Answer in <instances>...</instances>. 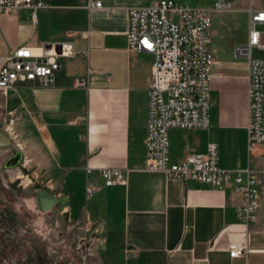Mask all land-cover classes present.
I'll use <instances>...</instances> for the list:
<instances>
[{"label": "crops", "instance_id": "crops-1", "mask_svg": "<svg viewBox=\"0 0 264 264\" xmlns=\"http://www.w3.org/2000/svg\"><path fill=\"white\" fill-rule=\"evenodd\" d=\"M100 1L103 8L94 9L91 0H48L36 26L29 9L0 15V64L25 45L69 44L74 51L59 59L52 84L19 82L0 94V107L31 128L34 155L25 162L52 177L47 189L68 197L62 216L85 225L98 264H264V203L258 221L247 225L233 183L213 188L147 168L153 57L131 51L127 32L130 10L150 4ZM211 37L209 127L171 129V162L205 155L215 144L222 169L263 171L264 145L249 149V65L236 53L241 42L230 25ZM104 168L122 170L125 183L106 186ZM88 188L95 190L90 197ZM242 241L248 254L231 258L228 246Z\"/></svg>", "mask_w": 264, "mask_h": 264}, {"label": "built area", "instance_id": "built-area-1", "mask_svg": "<svg viewBox=\"0 0 264 264\" xmlns=\"http://www.w3.org/2000/svg\"><path fill=\"white\" fill-rule=\"evenodd\" d=\"M234 2L221 0L215 9H193L176 0H152L147 7L130 10L128 47L136 53L153 57L152 84L148 91L149 109L146 137L147 168L160 171L167 178L192 180L219 188L233 183L242 197L239 219L249 225L258 221L264 203V170L255 172L228 171L219 166L218 147L211 144L205 155H189L179 163H172L169 155V131L208 129L211 106L210 84L213 52L211 30L214 13L233 11ZM94 9L103 8L100 0H91ZM48 7V0H0V15L18 9L32 11V24L37 25V13ZM249 13L248 42L236 48L238 57L248 61V142L252 152L264 145V57H253V49L264 51V9L254 3ZM74 54L72 45L51 44L35 48L29 45L16 49L0 64V94L7 96L17 83L41 81L52 84L60 70L59 59ZM76 80L75 86H84ZM101 175L106 186L124 184L120 169L104 168ZM93 188L87 189L90 197ZM230 257L248 254L246 241L228 246Z\"/></svg>", "mask_w": 264, "mask_h": 264}, {"label": "rangeland", "instance_id": "rangeland-1", "mask_svg": "<svg viewBox=\"0 0 264 264\" xmlns=\"http://www.w3.org/2000/svg\"><path fill=\"white\" fill-rule=\"evenodd\" d=\"M151 1L144 0V4L149 5ZM177 1L193 9L213 10L221 0ZM227 1L235 3L233 11L214 13L212 31L222 32L230 25L240 44L246 45L247 10L252 2L263 9L264 0ZM259 30L264 35V27ZM215 42L216 38L213 45ZM253 57L263 58L264 51L254 48ZM11 112L0 107V131L13 140L11 146L0 148V264H98L95 246L84 224L77 225L68 216H62L58 207L45 213L39 210L36 192L47 189L52 177L44 175L36 162H25L34 155L33 145L28 143L31 128ZM16 153L23 155V163L7 168L6 161Z\"/></svg>", "mask_w": 264, "mask_h": 264}, {"label": "water", "instance_id": "water-1", "mask_svg": "<svg viewBox=\"0 0 264 264\" xmlns=\"http://www.w3.org/2000/svg\"><path fill=\"white\" fill-rule=\"evenodd\" d=\"M13 143L12 138L3 131H0V148H6L11 146ZM22 154L17 153L16 162L12 160L6 163L7 168H12L14 166L20 165L22 162ZM36 201L39 210L43 213L50 212L54 208L58 207L60 211H63L67 202V196H58L56 193L50 191L46 188H41L36 192Z\"/></svg>", "mask_w": 264, "mask_h": 264}, {"label": "flooded vegetation", "instance_id": "flooded-vegetation-1", "mask_svg": "<svg viewBox=\"0 0 264 264\" xmlns=\"http://www.w3.org/2000/svg\"><path fill=\"white\" fill-rule=\"evenodd\" d=\"M16 156H17V153L15 154V155H13L11 158H9L7 161H6V163L8 162V161H10V160H12V162H16ZM22 161H23V158L21 159ZM21 164H22V162H21Z\"/></svg>", "mask_w": 264, "mask_h": 264}]
</instances>
